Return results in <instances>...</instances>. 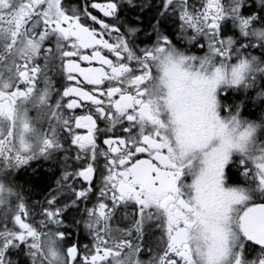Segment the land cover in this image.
<instances>
[{
    "label": "snow or ice",
    "instance_id": "snow-or-ice-1",
    "mask_svg": "<svg viewBox=\"0 0 264 264\" xmlns=\"http://www.w3.org/2000/svg\"><path fill=\"white\" fill-rule=\"evenodd\" d=\"M0 264H264V0H0Z\"/></svg>",
    "mask_w": 264,
    "mask_h": 264
},
{
    "label": "flooded vegetation",
    "instance_id": "flooded-vegetation-1",
    "mask_svg": "<svg viewBox=\"0 0 264 264\" xmlns=\"http://www.w3.org/2000/svg\"><path fill=\"white\" fill-rule=\"evenodd\" d=\"M40 164H44V168L43 169H41L39 167ZM36 165H37V167L35 169L36 172L45 171V172H49V174H51V170L47 167V162H45V161H38V162H36ZM33 175H34V173H33V170L32 169H29V171L27 173L22 172V173H20V180H19V182L23 184L25 181H30V180L31 181H35L37 178H34ZM36 196L39 197V193H36Z\"/></svg>",
    "mask_w": 264,
    "mask_h": 264
},
{
    "label": "trees",
    "instance_id": "trees-1",
    "mask_svg": "<svg viewBox=\"0 0 264 264\" xmlns=\"http://www.w3.org/2000/svg\"><path fill=\"white\" fill-rule=\"evenodd\" d=\"M31 177H32V176H31ZM31 177H30V178H31ZM33 177H34V178H37L36 180L40 179V177H38V176H36V175H33ZM36 180H35V181H36ZM30 181H31V180H30ZM35 181H32V182H35ZM37 193H39V192H37Z\"/></svg>",
    "mask_w": 264,
    "mask_h": 264
}]
</instances>
